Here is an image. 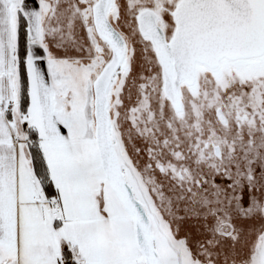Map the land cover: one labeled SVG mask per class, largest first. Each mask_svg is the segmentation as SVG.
<instances>
[{
  "label": "snow or ice",
  "instance_id": "obj_1",
  "mask_svg": "<svg viewBox=\"0 0 264 264\" xmlns=\"http://www.w3.org/2000/svg\"><path fill=\"white\" fill-rule=\"evenodd\" d=\"M0 264H264V0H0Z\"/></svg>",
  "mask_w": 264,
  "mask_h": 264
}]
</instances>
